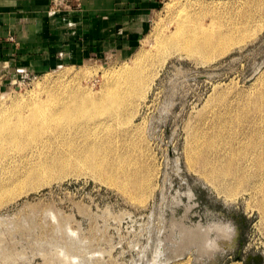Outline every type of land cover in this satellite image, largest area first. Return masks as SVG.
<instances>
[{"label":"rangeland","instance_id":"1","mask_svg":"<svg viewBox=\"0 0 264 264\" xmlns=\"http://www.w3.org/2000/svg\"><path fill=\"white\" fill-rule=\"evenodd\" d=\"M81 1L51 0L50 8H73ZM84 1L118 21L130 18L133 30L122 47L100 56H63L43 70L0 64V113L48 105L63 87L69 92L62 101L88 92L102 97L115 86L104 72L123 68H131L125 72L131 78L116 86L121 101L126 110L138 105L123 121H106L112 123V150L102 149L105 115L74 123L72 128L85 120L80 136L51 131L0 150V264H158L159 252L177 246L184 254L168 264H264V228L250 185L230 181L219 192L189 158L197 130L207 129L218 113L227 119V110L264 86V0ZM245 13L242 42H233L240 36L235 35L230 49L209 59L170 41L159 45L179 23L198 32L224 31ZM154 74L145 97L138 96L139 79ZM126 131L128 138L122 136ZM134 144L137 151L130 152L124 169L135 168L139 154L146 166L144 198L135 197L139 187L126 183L121 167L113 166L116 154ZM196 227L208 229L211 241L223 230L231 239L218 243L212 259L200 256Z\"/></svg>","mask_w":264,"mask_h":264},{"label":"bare ground","instance_id":"2","mask_svg":"<svg viewBox=\"0 0 264 264\" xmlns=\"http://www.w3.org/2000/svg\"><path fill=\"white\" fill-rule=\"evenodd\" d=\"M248 18L249 14L245 13L240 21H231L224 31L217 32H212L213 30L207 31L208 29L206 30V28L208 27H203L200 32H198L197 29L188 30L179 23L174 30L170 31L169 36H167L164 42H159V45H164L166 41H170L175 43L179 49L186 51L187 53H199L202 57L209 59L213 55L226 52L229 48V43L235 40V35L237 36L240 34V36L233 42H242L243 35L246 32ZM138 55V57L143 56L142 52ZM130 69L131 68H123L119 71L112 70L104 72L103 76L106 81L115 82V86L108 87L102 97L94 98L88 96L92 94L87 91L88 93H84L79 97L74 96L62 101L61 98L63 95L69 92L65 91L63 87L60 89L63 90V92L59 96L51 95L49 97L48 105H35L34 103L29 104V106L22 112H1L0 150H2L8 143H24L41 134L51 131L54 133L53 135L69 134L72 137L80 136L78 129L83 133L85 120H83L79 126L77 125L72 128V125L85 117L92 118L95 115H105L101 125L104 138L102 149L110 150V142L114 137V134L111 131L112 123H106V121H123L122 119L125 117L122 116L125 112L127 111V118L135 112L138 105V103H136V105H133L132 107V104H129V108L132 110H126V105L121 101L120 92L116 87L118 85H124L123 82L130 80L131 75L127 74L129 73L127 71ZM122 75H125L123 80L119 78L117 81V78ZM154 76L155 74L151 77H146L142 81L141 78L139 79L138 84L134 87V90L139 94L138 96L142 98L145 97ZM226 113L229 114L227 119L224 120L223 115L218 113V115H215V118L207 129L201 127L202 129L195 132V146L192 149L193 153L189 151V158L194 159V162L196 160L200 165L199 168H202L205 177L215 184V187L219 192L224 186H226L225 183L230 181H235L237 183L243 182L250 185V188L252 189L250 192L254 197L253 200H255V205L260 214V221L264 228V86L261 87L251 98L241 101L238 105H235V107L227 110ZM93 126L94 127L91 128V133L95 132L94 130L96 129V124H93ZM122 136L128 138L129 132H123ZM103 138L99 139L98 145L101 144ZM133 146V148H123L120 153H117L113 166L121 167L122 171L120 174L123 175L126 183H131L132 185L139 187L138 194L135 197L144 198L143 194L146 184L144 182L146 179L142 177V171L146 166L139 161V154H136L135 168L124 169V165L127 164V157L131 155L130 152L133 150L134 152L137 151L135 144ZM133 157L135 158L134 154ZM102 165L101 162L97 166L102 168ZM109 176L110 179H112L114 173L112 172ZM217 177L220 178L219 183ZM226 195H228V197L235 196L232 193H226ZM183 228L184 227H182V229ZM218 229H220V227ZM207 231L208 229L205 228L202 230L199 227L196 235H198L199 240H201V242L198 241L201 244V246L199 244L200 256H210L209 258L212 259L211 256L213 254V249L218 248L219 242L227 245L231 236L228 237V232L223 230L222 234L217 235L218 237L211 241L208 238ZM192 233L193 231L189 234ZM186 242L188 243V241ZM183 244L185 247V243ZM216 250L214 252H216ZM159 254L163 258H161L160 263L158 264H168L173 259L177 260L178 257H181L184 254V249L183 246L169 249L164 248ZM172 264L189 263L188 261L180 260Z\"/></svg>","mask_w":264,"mask_h":264},{"label":"crops","instance_id":"3","mask_svg":"<svg viewBox=\"0 0 264 264\" xmlns=\"http://www.w3.org/2000/svg\"><path fill=\"white\" fill-rule=\"evenodd\" d=\"M50 2L0 0L1 65L43 70L61 62L63 56H100L121 48L133 30L130 18L118 21L119 16L84 0L61 10L51 9ZM134 25L136 29V20Z\"/></svg>","mask_w":264,"mask_h":264}]
</instances>
